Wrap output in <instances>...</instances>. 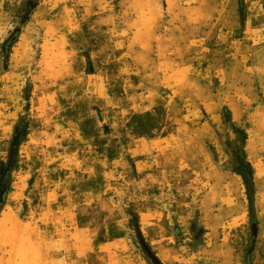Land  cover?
<instances>
[{
	"label": "rangeland",
	"instance_id": "1",
	"mask_svg": "<svg viewBox=\"0 0 264 264\" xmlns=\"http://www.w3.org/2000/svg\"><path fill=\"white\" fill-rule=\"evenodd\" d=\"M0 177V264H264V0H0Z\"/></svg>",
	"mask_w": 264,
	"mask_h": 264
},
{
	"label": "trees",
	"instance_id": "2",
	"mask_svg": "<svg viewBox=\"0 0 264 264\" xmlns=\"http://www.w3.org/2000/svg\"><path fill=\"white\" fill-rule=\"evenodd\" d=\"M240 7H241V5H240ZM33 8H34L33 4L26 3V5L24 6V10H23V13H24L23 19H27L29 17V15H30V13H31ZM18 35H19V29H16L11 34V36L8 38V40L6 41L5 46H4L5 50H7V47L12 45L16 41ZM25 135H26V129H24V131H22L18 135L15 134V137L13 138V141L11 143V149L9 150V153L7 155V161L2 164L3 168L5 169L3 174L7 172V168H9L11 163L13 162L14 147L17 145V143L20 140V138L25 137ZM245 166H246V172L245 171H240L239 169H237V173H239L243 177L244 182H245V184L247 186L250 210L253 212L252 169H251L249 163H246ZM4 178L0 177V185L3 182H5ZM5 195H6L5 191H2L0 193V199H2V201L5 199ZM253 221H254V217H253Z\"/></svg>",
	"mask_w": 264,
	"mask_h": 264
},
{
	"label": "bare ground",
	"instance_id": "3",
	"mask_svg": "<svg viewBox=\"0 0 264 264\" xmlns=\"http://www.w3.org/2000/svg\"><path fill=\"white\" fill-rule=\"evenodd\" d=\"M7 214L3 213L0 216V234L2 232H4L5 228H6V220H7Z\"/></svg>",
	"mask_w": 264,
	"mask_h": 264
}]
</instances>
